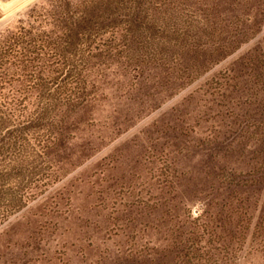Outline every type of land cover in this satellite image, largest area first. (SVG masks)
<instances>
[{
    "label": "rangeland",
    "instance_id": "rangeland-1",
    "mask_svg": "<svg viewBox=\"0 0 264 264\" xmlns=\"http://www.w3.org/2000/svg\"><path fill=\"white\" fill-rule=\"evenodd\" d=\"M50 3L0 0V33ZM90 79L0 264H264V0L169 7Z\"/></svg>",
    "mask_w": 264,
    "mask_h": 264
},
{
    "label": "trees",
    "instance_id": "trees-1",
    "mask_svg": "<svg viewBox=\"0 0 264 264\" xmlns=\"http://www.w3.org/2000/svg\"><path fill=\"white\" fill-rule=\"evenodd\" d=\"M186 2L51 0L0 33V226L42 190L67 117L95 97L90 73L142 44L159 12Z\"/></svg>",
    "mask_w": 264,
    "mask_h": 264
},
{
    "label": "bare ground",
    "instance_id": "bare-ground-1",
    "mask_svg": "<svg viewBox=\"0 0 264 264\" xmlns=\"http://www.w3.org/2000/svg\"><path fill=\"white\" fill-rule=\"evenodd\" d=\"M19 1V0H18ZM15 4V3H14ZM12 6V5H11Z\"/></svg>",
    "mask_w": 264,
    "mask_h": 264
}]
</instances>
